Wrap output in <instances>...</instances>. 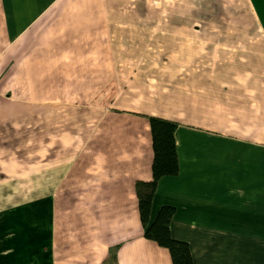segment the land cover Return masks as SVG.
I'll return each instance as SVG.
<instances>
[{"label": "crops", "instance_id": "obj_1", "mask_svg": "<svg viewBox=\"0 0 264 264\" xmlns=\"http://www.w3.org/2000/svg\"><path fill=\"white\" fill-rule=\"evenodd\" d=\"M177 3L0 0V264H172L134 188L150 115L178 122L179 164L150 219L174 207L193 264H264V0H182L244 6L242 46L145 27L206 19Z\"/></svg>", "mask_w": 264, "mask_h": 264}, {"label": "trees", "instance_id": "obj_2", "mask_svg": "<svg viewBox=\"0 0 264 264\" xmlns=\"http://www.w3.org/2000/svg\"><path fill=\"white\" fill-rule=\"evenodd\" d=\"M146 118L150 126L153 151L151 179L136 180L134 185L143 234L145 238L168 250L172 264H193L188 244L171 236L170 221L174 207L161 206L154 219H150L151 203L159 180L164 176L176 175L179 170L175 141L178 122L152 115Z\"/></svg>", "mask_w": 264, "mask_h": 264}, {"label": "rangeland", "instance_id": "obj_3", "mask_svg": "<svg viewBox=\"0 0 264 264\" xmlns=\"http://www.w3.org/2000/svg\"><path fill=\"white\" fill-rule=\"evenodd\" d=\"M179 3L176 4L175 14L179 19L187 13L201 12L202 16H206L203 20H176V21H153L145 22V27L150 26L160 29H186V28H197L207 31L208 41H211L213 37L211 34H215L217 39L223 38L228 42L229 40L239 45H246L253 43L244 36L245 29L249 28L251 22L247 20V13L244 6L237 8L235 5H221L216 6L212 3L200 4H183L182 0H177ZM211 1V0H209ZM240 9V10H238ZM245 17V20L243 19ZM252 28L254 25H252ZM251 39V38H250ZM255 44H261L259 38L255 39ZM107 261L105 264H109Z\"/></svg>", "mask_w": 264, "mask_h": 264}]
</instances>
